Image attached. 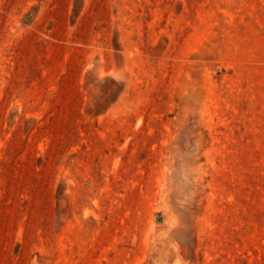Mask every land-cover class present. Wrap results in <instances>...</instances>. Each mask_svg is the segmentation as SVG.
Wrapping results in <instances>:
<instances>
[{
  "label": "rangeland",
  "instance_id": "rangeland-1",
  "mask_svg": "<svg viewBox=\"0 0 264 264\" xmlns=\"http://www.w3.org/2000/svg\"><path fill=\"white\" fill-rule=\"evenodd\" d=\"M0 264H264V0H0Z\"/></svg>",
  "mask_w": 264,
  "mask_h": 264
}]
</instances>
